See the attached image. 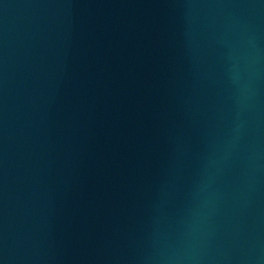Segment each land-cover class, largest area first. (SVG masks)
Wrapping results in <instances>:
<instances>
[{
	"label": "water",
	"instance_id": "water-1",
	"mask_svg": "<svg viewBox=\"0 0 264 264\" xmlns=\"http://www.w3.org/2000/svg\"><path fill=\"white\" fill-rule=\"evenodd\" d=\"M0 264H264V0H0Z\"/></svg>",
	"mask_w": 264,
	"mask_h": 264
}]
</instances>
